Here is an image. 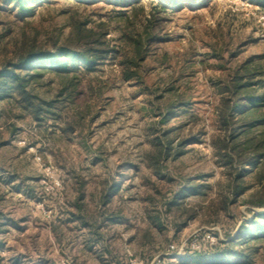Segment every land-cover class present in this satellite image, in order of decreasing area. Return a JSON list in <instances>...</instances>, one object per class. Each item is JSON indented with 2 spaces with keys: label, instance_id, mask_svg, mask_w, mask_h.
I'll list each match as a JSON object with an SVG mask.
<instances>
[{
  "label": "rangeland",
  "instance_id": "374dc122",
  "mask_svg": "<svg viewBox=\"0 0 264 264\" xmlns=\"http://www.w3.org/2000/svg\"><path fill=\"white\" fill-rule=\"evenodd\" d=\"M27 7L22 13L0 0V67L16 63L24 42L76 48L75 22L102 30L117 55L78 74L81 103L57 106L55 120L0 100V264H204L189 258L218 249L228 262L211 264H264V237L245 236L264 226L256 204L264 162L244 167L248 188L230 200L229 171L211 143L222 134L217 117L228 94L221 91L236 66L251 58L255 89L264 92L257 23L264 0H29ZM147 35L157 40L139 64L141 78L126 81L120 54H131L132 37ZM68 79L46 72L27 88L52 101ZM59 115L76 129L61 130ZM165 137L173 153L184 140V152L153 166L151 142ZM194 185L202 186L197 194L188 191Z\"/></svg>",
  "mask_w": 264,
  "mask_h": 264
},
{
  "label": "trees",
  "instance_id": "16d2710c",
  "mask_svg": "<svg viewBox=\"0 0 264 264\" xmlns=\"http://www.w3.org/2000/svg\"><path fill=\"white\" fill-rule=\"evenodd\" d=\"M9 1L15 3L20 12H27L29 0ZM256 1L262 2V0ZM73 28L76 48L58 45L54 46L53 50H42L35 47L33 42L22 43L16 63H4L0 67V100L14 99L24 113L42 122L48 116L55 120L53 112L57 106L66 109L71 104L79 105L81 91L78 90V86L81 81L78 74L94 71L109 56L117 55V51L116 47L106 39L102 30L96 31L93 28H87L86 23L81 22H75ZM155 40L157 39L149 35L130 39L132 42L131 54L124 51L120 54L119 64L124 80H140L141 71L144 69H141L139 64L145 60L146 51ZM251 60L248 58L236 66L228 83L222 88L221 92L228 94L227 97L220 99L221 106L217 117L222 134L217 135L211 141L219 164L229 171L227 187L231 194L230 200L233 201L248 188L243 182L244 176L248 173L244 167L248 166L251 171L259 168L264 162V129L260 130L261 127H264V92L255 89L260 81L254 78L259 73L250 69ZM46 72L57 73L69 78L58 92L59 98L52 101L40 99L27 88L31 80L41 77ZM78 114L79 120L82 119V114ZM57 119L63 120L61 130L64 132L70 133L78 126V123L72 122L65 115L62 117L59 115ZM151 143L158 148L155 153L146 155V159L153 166L157 165L161 159H166L169 156L175 158L184 152L182 150L184 140L176 144L179 148L175 149L174 153L171 147L173 140L171 139L166 137L163 141L154 139ZM233 171L235 172L233 173ZM201 188L202 186L194 185L188 191L197 194ZM184 191L185 189L182 190V192ZM180 195H173L172 200L176 201ZM256 204L264 207V198ZM245 236L250 239L264 237V226L257 225L255 229L246 232ZM223 244L227 247L229 245L227 242ZM225 250L218 249L215 254L208 255L209 257L203 259L199 258L198 253H195L192 257L190 256L189 260L204 264L225 263L228 262L227 256L224 254Z\"/></svg>",
  "mask_w": 264,
  "mask_h": 264
},
{
  "label": "built area",
  "instance_id": "2783aa9c",
  "mask_svg": "<svg viewBox=\"0 0 264 264\" xmlns=\"http://www.w3.org/2000/svg\"><path fill=\"white\" fill-rule=\"evenodd\" d=\"M253 2H251L248 5H252ZM255 4V3H254ZM257 23L259 24V27L261 30H264V13H259V15L257 16Z\"/></svg>",
  "mask_w": 264,
  "mask_h": 264
}]
</instances>
